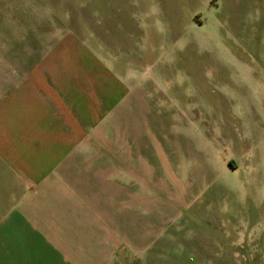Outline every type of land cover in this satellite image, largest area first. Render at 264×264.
Instances as JSON below:
<instances>
[{
  "label": "rangeland",
  "instance_id": "obj_1",
  "mask_svg": "<svg viewBox=\"0 0 264 264\" xmlns=\"http://www.w3.org/2000/svg\"><path fill=\"white\" fill-rule=\"evenodd\" d=\"M69 3L99 36L103 264H264V0Z\"/></svg>",
  "mask_w": 264,
  "mask_h": 264
},
{
  "label": "crops",
  "instance_id": "obj_2",
  "mask_svg": "<svg viewBox=\"0 0 264 264\" xmlns=\"http://www.w3.org/2000/svg\"><path fill=\"white\" fill-rule=\"evenodd\" d=\"M69 9L0 0V264H103V91L83 78L102 64L82 44L99 36Z\"/></svg>",
  "mask_w": 264,
  "mask_h": 264
}]
</instances>
